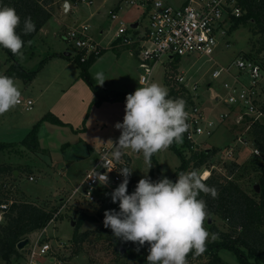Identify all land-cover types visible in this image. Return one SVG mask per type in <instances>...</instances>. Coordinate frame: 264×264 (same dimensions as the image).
<instances>
[{
    "label": "rangeland",
    "instance_id": "1",
    "mask_svg": "<svg viewBox=\"0 0 264 264\" xmlns=\"http://www.w3.org/2000/svg\"><path fill=\"white\" fill-rule=\"evenodd\" d=\"M66 1L58 0L54 8L61 12L64 22L68 26L72 27L76 24L80 25L88 22L93 26L92 32L94 33V19L91 15L104 1H108V4L106 3L100 9L98 15L101 17L103 26L106 25V28H112L113 33L119 28V26L116 27L111 22L109 16L110 8L113 7V2H116V0H89V2L91 1L90 3L76 0L78 3L76 6L74 1L71 0L73 10L70 14L65 13L63 10V5ZM165 1L174 6H179L183 0ZM120 17L126 23L128 29L132 24L140 23L141 30L144 31L148 24L147 18H143V12L136 8H124L120 12ZM252 28L253 26L249 24L241 26L232 35L229 33L232 37L231 46L222 45L212 61L208 58H199L197 56L185 57L182 59V64L178 63L175 69L172 68L173 72L175 71L173 73L166 66L170 64L168 59L164 60L162 63L157 64L152 77L149 79V83L158 82L169 91L166 73L176 77L180 70L185 71L187 73L186 77L192 83H198L201 89L204 90V98L207 99L210 96L208 85L212 84L214 89L226 80L225 74L220 79L214 80L212 77L213 71L234 65L240 57L245 55L244 53L252 52V46L259 38L253 35ZM95 34L97 37H101L98 32H95ZM31 44L22 52V57L17 56L19 65L24 67L25 62L28 63L26 71L29 72L39 70L41 61H44L50 53L59 51L64 55L66 51L62 49L64 47L66 50L68 49V45L61 40L56 42V46L59 45L61 47L58 49H55L54 45H52L49 50L39 40H35ZM251 55L256 56L255 51ZM104 56L106 57V63L102 65L103 68L96 67L94 71L95 74L103 72L106 79L104 84L102 86L99 85L98 81L94 79L95 75L92 76L94 80L93 86L85 79L83 81L79 80L71 90H67L65 99H59V95L64 90L65 85L59 86L55 84L51 89L44 92L43 98L40 97V94H36L37 92L34 93L35 87L41 88L46 82L44 78L47 76L48 71L51 70L50 67L40 74L41 79L34 83L32 91L27 90L29 86H25L23 80H16L22 93L20 99H23V101L31 99L34 102V106L31 111H27L23 105H16L7 113L0 115V141L14 143L22 140L33 129L32 127L35 124L42 121L49 111L61 113L60 115L64 121L71 120L75 126L78 124V128H53L49 127L48 124L41 123L40 128H38L40 142L38 151L33 152L18 142L14 148L0 153V186H7L9 197H12L14 201H26L37 204V206L44 207L47 210H59L67 202L65 200L71 196L75 188L80 185L86 173L92 168L96 158H98L100 148L104 146L110 147L114 143H118L121 133L116 128H112L110 123L114 126L117 122L123 121L126 96L129 93H133L140 86L139 81L143 71L139 67L140 61L138 57L129 51L121 55L114 50L106 49ZM74 57L75 54L72 53L70 59L64 57L62 59L70 60L74 63ZM118 57L120 59L115 63L112 58L117 59ZM263 58L264 52L256 57L260 61H263ZM111 61L113 65L106 67V64ZM176 62L177 60L173 62V66ZM75 64L78 66L76 62ZM115 64L117 65L115 66ZM11 65L8 54L0 47V74L6 75ZM51 68L55 71L60 70L58 72L62 73L61 78L71 81L72 72H64L62 69L55 67ZM236 71V67L233 66L232 72ZM261 85L264 89V74ZM68 103L72 104L76 109L70 112ZM88 115L91 118L89 120L90 126L85 128L84 120H87ZM35 118L37 120L33 121ZM6 126L11 128H6ZM227 127L228 131H230L229 135L224 130L223 132L219 131L210 139H203L202 146L198 147L197 151L219 150L207 166L200 168L209 173L208 178L212 175L223 178L230 177V166L233 163L244 164L254 156L253 149L255 148L252 145L251 137L249 138L246 133V128H235L231 124H228ZM26 130L27 132H25ZM240 138H243L244 143H248V145L239 143L238 140ZM176 146L184 153L186 158L191 157V150L187 147L184 140L181 143H176ZM124 151L129 159L127 166L133 170L131 181L128 185L129 193L135 190L136 184L145 175L153 181L165 175L173 180L175 173L182 164L180 156L170 147L153 155L150 165L145 163L142 153H136L131 150ZM7 167L16 171L13 174L1 171ZM238 181L243 190L254 196V189L259 186V179L256 174L248 173L245 178ZM115 188L109 187L97 192L99 200L93 204L86 201L82 202L80 199L75 200L73 204H67V207H69L64 211L62 219H57L55 225L49 226L48 238L53 241V244L64 241L69 247V251H73V253L70 252L72 254L70 259L72 260L69 264H147L148 246L141 247L138 244L124 242L116 238L110 228L104 227L103 219L100 215L104 216L105 210L109 209L119 211L118 203H113L111 196L106 195V193H111ZM82 213L92 216L95 220H87L80 229V234L85 233L87 236L85 242L81 245L82 249L76 254L74 250L78 245L76 246L73 241L74 228L76 220ZM73 222H75L74 227L72 226ZM211 225L217 227L222 233L231 232L228 221L221 219L217 215L211 217V223L207 220L204 223L205 228L210 233H214L209 227ZM36 233H39V231ZM28 238L36 240L37 234L34 233ZM212 242L214 241L209 239L207 245ZM28 245L26 246L27 248ZM121 247L126 250L124 254H121ZM220 257L229 264H241L228 250L221 251ZM187 260L188 264H208L209 257L206 254L195 258L193 256L187 257ZM17 262L16 256H13L9 261L0 260V264H16Z\"/></svg>",
    "mask_w": 264,
    "mask_h": 264
},
{
    "label": "built area",
    "instance_id": "2",
    "mask_svg": "<svg viewBox=\"0 0 264 264\" xmlns=\"http://www.w3.org/2000/svg\"><path fill=\"white\" fill-rule=\"evenodd\" d=\"M66 3L63 5V10L68 14L70 8H66ZM120 5L141 10L143 18L146 17L148 20L144 31L141 30L140 23L137 28H134V23L128 29L120 17L122 7L120 11L115 8L109 12L111 22L119 26L116 37L117 40H121V46L137 52L140 69L143 71L141 80L145 83H149L157 64L167 59L170 64L166 66L172 72L173 62L176 59L197 56L212 61L219 48L220 40L226 39L230 33L234 18H241L246 14L237 0H183L179 6L169 4L165 0H121ZM63 35L64 41L75 57L80 58L81 63H87L92 58L101 56L105 51L102 44L94 38L92 26L88 22L69 27ZM233 66L237 69L234 75L232 74ZM223 74L226 75L223 83L226 95L217 96L216 99H220L225 104L228 112L220 116V121L224 122L232 118L236 125H243L246 133H249L255 124L264 121V90L261 85L264 58L260 61L244 55L234 65L214 70L212 77L217 80ZM186 76V73L179 71L172 81L176 86L175 90L180 91L181 95L184 94L185 98L191 102V105L186 108L189 113L187 121L189 128L184 133L183 140L197 151L198 147L202 146L203 139L213 137L217 130V123L209 119L202 107L200 85L192 83ZM17 105H23L27 111L33 109L31 100L20 99ZM238 141L248 145L244 143L243 138ZM114 149L115 146H105L98 151V158L92 168L71 196L65 200L67 202L54 213L45 228L39 233L35 232L37 239L27 238L30 243L28 248L21 251L23 255L18 264H69L72 251H69L64 241L53 244V241L48 238L49 226L55 225L57 219L62 217L69 207L67 204H73L79 199L93 204L99 200L97 192L105 188L117 187L122 182L123 177L119 174V169L126 167L128 163L125 156L119 161L113 160L111 153ZM253 153L260 156L256 149H253ZM98 173L108 176L107 186L101 185L96 179ZM130 181L131 177L129 184ZM17 202L12 197L3 200L0 205V223L4 213Z\"/></svg>",
    "mask_w": 264,
    "mask_h": 264
},
{
    "label": "clouds",
    "instance_id": "3",
    "mask_svg": "<svg viewBox=\"0 0 264 264\" xmlns=\"http://www.w3.org/2000/svg\"><path fill=\"white\" fill-rule=\"evenodd\" d=\"M20 25L21 17L14 7L0 6V47L22 57L25 41L17 32ZM34 31V21L25 17L24 35ZM94 79L101 86L106 81L103 72H97ZM139 85L127 94L123 121L115 124L121 134L111 157L119 161L125 155L124 150H131L142 153L145 163L150 165L153 155L174 142H182L189 128V113L186 100L171 98L160 83L140 80ZM21 95L15 78L0 74V115L14 108ZM132 173L128 167L119 169L122 182L106 193L113 203H118L119 211L105 210L103 224L124 242L147 245V264H188L190 253L193 258L198 257L206 251L209 239H218L217 233H210L204 226L209 213L200 194L218 197L217 189L206 183L209 175L206 170L179 172L175 181L166 175L153 181L145 175L129 193ZM96 179L103 186L109 183L105 174L98 173Z\"/></svg>",
    "mask_w": 264,
    "mask_h": 264
},
{
    "label": "trees",
    "instance_id": "4",
    "mask_svg": "<svg viewBox=\"0 0 264 264\" xmlns=\"http://www.w3.org/2000/svg\"><path fill=\"white\" fill-rule=\"evenodd\" d=\"M39 0H0V6L8 5L14 7L21 17V25L17 29L18 34L21 35L25 41L22 52L27 48L29 43L37 35L44 23L51 17L45 9L38 3ZM238 5L246 11V14L241 18H234V24L230 32L237 31L241 26L252 25V32L254 36H258V41L253 44V51L256 56H260L264 52V0H237ZM30 16L35 23V31L24 35L23 20ZM9 60L12 62L9 72L6 74L15 79L24 80L30 83L36 77L37 71H26L17 61V56L13 55L9 50L1 47ZM124 48H128L125 47ZM124 49V50H125ZM62 57L70 59L69 56L62 55ZM98 58V57H97ZM256 58V57H255ZM96 58H92L87 63H81L79 57H74L75 62L81 68V75L92 86V79L88 74L90 65ZM180 62V59H176ZM41 69V67H40ZM175 73V71L173 72ZM172 73V74H173ZM174 77L171 78L169 73H166V81L170 90L168 91L171 98H183L187 102V108L191 105L189 99L181 95L180 91L175 90L173 85ZM50 122L56 125L63 126L64 124L53 115H46L40 123H37L34 128L28 133L23 141L19 144L27 149L36 152L40 148L38 128L41 123ZM252 145L259 151L260 156H254L244 164L233 163L230 166V177H221L212 175L206 179L209 186H214L218 191V197L213 199L211 195L200 194V198L207 202V211L209 219L217 215L221 219L228 221L230 225V233H222L217 227L211 225L212 232L218 234V240L208 244L206 251L202 255H208V264H229L220 257V252L228 250L231 252L241 264H264V124L257 123L254 125L250 133ZM17 143L0 142V153L14 148ZM187 147L191 150V157L186 158L174 142L171 146L181 158L182 164L174 175L173 181L176 180L177 174L182 171H191L192 169H200L212 160L219 150H201L195 151L192 146L186 142ZM128 167V166H126ZM3 172L13 174L16 170L10 167L2 169ZM248 173H254L259 179V188L254 189V196L248 194L240 186L238 180L246 177ZM234 176V177H233ZM9 198L7 186H0V205L4 199ZM57 210H47L44 207H39L37 204L22 201L14 203L9 210L4 213L3 221L0 223V260H10L16 256L17 263L22 259L23 252L18 250V244L27 239L31 234L45 228L50 220L53 218ZM104 219L103 215H100ZM62 217L60 218V220ZM87 220H95L92 216L82 213L76 220L74 228L73 241L77 246L74 252H80L81 245L85 242L87 234H80V229ZM97 221V220H96ZM132 243V242H131ZM135 244V243H133ZM147 246V245H146ZM73 253V251H72ZM189 254L188 257H192Z\"/></svg>",
    "mask_w": 264,
    "mask_h": 264
},
{
    "label": "crops",
    "instance_id": "5",
    "mask_svg": "<svg viewBox=\"0 0 264 264\" xmlns=\"http://www.w3.org/2000/svg\"><path fill=\"white\" fill-rule=\"evenodd\" d=\"M75 6L78 5L76 0H73ZM113 1V0H112ZM66 2L69 3L70 5V12L68 14H70L73 10V4L71 0H67ZM38 3H40V6L45 9L46 11H48L49 14H51V17L47 20L46 23H44V25L42 26V28L39 30V32L37 33V35L33 38V40L29 43L28 46L32 45L31 43H33L35 40H39V42L41 44H43L44 46L48 47V49L50 50V48L52 47V45H54L55 49L61 48L59 45L56 46V42L59 40H61L62 42L64 41L63 39V34L65 33V31L71 27L68 26L65 22H64V17H62L61 12L57 9L54 8V6L58 3V0H39ZM108 4V1H104L103 4H101L91 15V17H93L94 19V30L95 32H98L99 35L101 36L100 38L96 36L95 32L93 34L94 38L100 43L105 46H103L106 49H111L116 51L119 54H124L125 52H131L133 54H135L137 57V52L134 50H131L129 48H124L121 46V40H117V29L116 32L113 33V29L112 28H106V25L103 26V23L101 21V17L98 15V13H100V9L103 8V5ZM121 4V0H116V2H113V7L110 8V10L118 8L117 10L120 11V7H122ZM124 8L127 7H122L121 11L122 12L124 10ZM127 9H131V8H127ZM137 9V8H136ZM139 10V9H138ZM86 23V22H84ZM83 24V23H82ZM115 24V23H114ZM79 24H76L72 27L78 26ZM139 25V23H138ZM115 26L117 27V24H115ZM93 27V26H92ZM96 29V30H95ZM236 31L232 32L233 34ZM231 33V32H230ZM231 33V35H232ZM231 35L228 34L226 39H221L220 40V44H219V48L218 50L222 47V45H225L226 47L231 46ZM65 42V41H64ZM66 43V42H65ZM67 45V44H66ZM27 46V47H28ZM27 49V48H26ZM25 49V50H26ZM125 49V50H124ZM24 50V51H25ZM62 50L66 51V56L71 57L72 56V52L70 51V47L68 46V49L66 50V48L64 47ZM217 50V51H218ZM68 51V52H67ZM252 52H253V47H252ZM251 52V53H252ZM251 53H244L246 56L250 57V58H255L257 56H253L251 55ZM62 53L59 51H55L54 53H50L47 58L44 59V61H41V69L38 70V73L36 75V77L34 78V80L30 83H26L24 80V85L25 86H29L27 88L28 91H32L33 87H34V83L37 81H40L41 79V73H43L44 71H46V69H50L47 73V76L44 78V80H46V82H44L43 86L41 88H34V93L36 94H40V97H44V92L48 91L49 89H51L55 84L62 86L65 85L64 90L61 92V94L59 95V99H65L67 97V90H71V88L79 81V80H84L83 76L81 75V70L79 68V66H77L75 64V62L73 63L72 61H66L65 59H62ZM120 56V55H119ZM105 56H104V52L102 53L101 56H99L98 58H96L93 63L90 65L89 69H88V74L90 76V78L92 79L93 75H95L94 71L96 67H102L103 68V64L106 63L105 60ZM9 59V58H8ZM113 61H115V63L118 62V60L120 59V57L116 58H112ZM139 59V58H138ZM183 60H180L179 63L182 64ZM12 63V62H11ZM27 62H25L24 65V69H26L27 66ZM113 65V62H109L106 64V67H111ZM117 64H115L116 66ZM178 65V64H177ZM51 67H55L57 69H62V71L64 72H72V79L71 81H66L64 79L61 78V74L60 70L55 71L53 68ZM140 67V66H139ZM156 68V67H155ZM181 71V70H180ZM186 73L185 71H181ZM236 72H233L232 74H236ZM187 74V73H186ZM18 80V79H16ZM21 80V79H20ZM60 81V82H59ZM92 83L94 85V80L92 79ZM28 84V85H27ZM72 84V86H70ZM70 86V87H69ZM208 91H210V96L205 99L204 98V90L200 89V92L202 93V97H201V104L202 107L204 108L207 116L209 117L210 120L214 121L217 123V130L215 132V134L219 131L224 130L225 133H227L228 135L230 134V131H228V124H231L233 127L235 128H245L243 125H236L235 120L230 118L228 120H225L224 122L220 121V116L223 113H227L228 112V108L225 106V104L220 100V99H216L217 96L220 97H224L225 91L223 88V83L219 85V87H216L213 89V85L210 84L208 85ZM30 88V89H29ZM68 88V89H67ZM66 89V90H65ZM168 90V89H167ZM264 90V89H263ZM206 91V90H205ZM33 93V92H32ZM39 95L38 98L40 99ZM74 97V95H73ZM23 100V99H22ZM31 99H27V101H30ZM26 101V100H25ZM32 101V100H31ZM66 101V100H64ZM76 104V103H75ZM33 106H34V102H33ZM68 106L70 108V112L74 111L76 109V107H74L72 104L68 103ZM61 113L59 112H54L53 111H49L48 114L46 115H53L55 117H57L64 125L60 126V125H56L53 123H50L48 121L43 122V124L45 125H49V127H53V128H78V124H76V126L72 123L73 121L69 120V121H64L62 119V116L60 115ZM64 114V113H63ZM45 115V116H46ZM90 115V112H89ZM89 115L87 116V120H84V127L88 128V126H90V122L89 120L91 119L89 117ZM44 116V117H45ZM43 117V118H44ZM37 120L36 118L33 120L35 121ZM114 123V122H113ZM115 124V123H114ZM262 124H264V121L262 122ZM36 125V124H35ZM34 125V126H35ZM34 126L32 128H34ZM110 126L112 128H115V125L113 126V124L110 123ZM6 128H11L10 126H6ZM32 130V129H31ZM30 130V131H31ZM29 131V132H30ZM27 132V130L25 131ZM28 132V133H29ZM27 134V133H26ZM28 135V134H27ZM26 135V136H27ZM248 135V133H247ZM25 136V137H26ZM25 137L22 140H19L18 142L20 143L21 141H23L25 139ZM250 138V135H249ZM0 142H4V141H0ZM18 142H14V143H18ZM10 143V142H9ZM40 143V142H39ZM218 144V143H217ZM220 145V144H219ZM115 146V145H113ZM105 147V146H104ZM101 149V148H100ZM209 151V149L207 150ZM97 159V158H96ZM132 176V175H131ZM72 259H70L71 261ZM70 263V262H69Z\"/></svg>",
    "mask_w": 264,
    "mask_h": 264
},
{
    "label": "water",
    "instance_id": "6",
    "mask_svg": "<svg viewBox=\"0 0 264 264\" xmlns=\"http://www.w3.org/2000/svg\"><path fill=\"white\" fill-rule=\"evenodd\" d=\"M66 8L67 9L70 8V5L68 2L66 3ZM137 27H138V23L134 24V28H137ZM125 159L127 162H129L127 155H125ZM257 190L258 191L260 190L259 186L257 187ZM209 223H211V218L209 219ZM72 226L73 227L75 226V222L72 223ZM29 243H30L29 239H25L24 241H22L18 244V249L22 251ZM120 251H121V254H124L126 252V250L123 247L120 248Z\"/></svg>",
    "mask_w": 264,
    "mask_h": 264
},
{
    "label": "bare ground",
    "instance_id": "7",
    "mask_svg": "<svg viewBox=\"0 0 264 264\" xmlns=\"http://www.w3.org/2000/svg\"><path fill=\"white\" fill-rule=\"evenodd\" d=\"M209 176V175H208ZM208 178V177H207Z\"/></svg>",
    "mask_w": 264,
    "mask_h": 264
}]
</instances>
